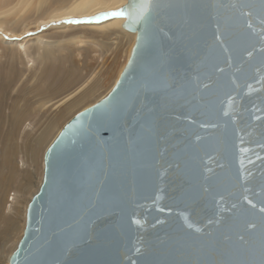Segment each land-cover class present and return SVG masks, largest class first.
<instances>
[{
  "label": "water",
  "instance_id": "obj_1",
  "mask_svg": "<svg viewBox=\"0 0 264 264\" xmlns=\"http://www.w3.org/2000/svg\"><path fill=\"white\" fill-rule=\"evenodd\" d=\"M134 2L130 56L46 148L7 264H264V0Z\"/></svg>",
  "mask_w": 264,
  "mask_h": 264
},
{
  "label": "rangeland",
  "instance_id": "obj_2",
  "mask_svg": "<svg viewBox=\"0 0 264 264\" xmlns=\"http://www.w3.org/2000/svg\"><path fill=\"white\" fill-rule=\"evenodd\" d=\"M53 1L47 0L45 3V0H30L26 9L18 13L16 11L17 15L14 14V9L10 12H6L8 9L0 11V14L6 12L0 15V20L6 21L3 26L7 31L9 30L8 32L0 30V203L3 199V213L0 211V214L17 225H21L22 228L25 224H23L25 207L27 208L31 196L40 185L45 149L71 117L109 92L127 57L125 39L114 30L100 33L83 25L81 27L66 25L65 27L36 28L33 23L37 20L36 16L44 8L48 9L46 12L53 10L54 3H56ZM23 14H25L24 22L20 21ZM14 19L20 24H14ZM26 24H30L29 31L19 36L16 29L20 31ZM10 38L18 45L24 41L26 52L28 47L29 52H34L39 44L54 45L50 48L51 51L49 50L54 62H49L50 59L46 63H42L39 59L33 60L34 62L26 61L20 46L17 49L14 44L12 47L3 44L2 40L9 42L7 39L10 40ZM70 51L72 54L85 55L91 68L84 78L80 80L77 78L76 85L61 88L59 81L63 74L58 73L56 63L67 66V59L62 61L60 56ZM80 55L79 60L82 59ZM81 80L87 81L88 85L98 81L99 88L91 98L67 114L65 106L77 95H73V98H67V96L75 91ZM58 116L63 119L60 118L61 121L59 120L51 135L52 138L48 139L42 151L39 150L37 158L32 159V150L41 131L51 119H56ZM31 184L33 188L29 196L23 190ZM13 193L14 196H12ZM15 197L13 204L10 199ZM9 205L12 206L11 210L7 209ZM6 231L7 224L0 220V264H4V260L13 251L12 243H17L22 235V232H15L16 234L9 232L12 238L11 243L10 241L4 242L2 237L3 232L6 233ZM2 255L4 256L1 257Z\"/></svg>",
  "mask_w": 264,
  "mask_h": 264
},
{
  "label": "bare ground",
  "instance_id": "obj_3",
  "mask_svg": "<svg viewBox=\"0 0 264 264\" xmlns=\"http://www.w3.org/2000/svg\"><path fill=\"white\" fill-rule=\"evenodd\" d=\"M29 1L30 0H0V11L4 10V9H8L6 12H10V11H12V9H14V14L17 15V13L19 11L26 9L25 7L28 6L27 4L29 3ZM54 1H56V3H54L53 10L46 12V10H48V9L44 8V10L36 16L37 20L35 22H33L34 25H36V28H39V27L51 28V27H57V26L58 27H63V26L65 27L66 25H69V27L72 25L75 27H77V26L81 27L83 25L85 27L95 29V30L99 31L100 33H104V32L114 30V31H116L122 35V36L120 35V37H123V39H125V44L127 45V51H126V56H127L126 61H127L128 57L130 56V52H131V49H132L134 41H135V34L128 33L122 29L121 25L124 22L123 17L113 15L114 12H120L121 7L125 4L126 0H54ZM45 3H47V0H45ZM12 5H13V7H12ZM16 11H17V13H16ZM6 12H4V13H6ZM4 13H1L0 15H2ZM24 16H25V14H23L20 17V19H21L20 21L24 22V20H25ZM1 20H0V30L3 29L2 32H8L9 30L7 31V29L3 26L4 23H6V21H4V20L1 21ZM14 24H20V23L18 20L14 19ZM28 26H30V24H26V26H25L26 28L24 27L20 31L16 29V31H18V33H19V36L22 34H25L26 32L29 31ZM10 27H12V25ZM14 30H15V28H14ZM14 36H16V35H14ZM17 36H18V34H17ZM7 40L9 42H5L4 40H2L3 44L6 46H9V47H12L14 44V47L17 49H18V46H20L24 52L23 56L25 57L26 61H28V62H34L33 60H36V59H39V61L41 60L42 63H46L49 59H50L49 62L50 61L54 62V60L52 59V53H49L50 48L54 47V45H52V44H48V43L39 44L38 49H36L34 52H29V47H28V51L26 52V49H24V47H25L24 41L20 42V44L18 45L16 43H13L12 42L13 39H11V38H10V40L9 39H7ZM79 55L80 54H74V53L72 54L71 51L69 53H66L63 55L61 54V56H60V57H62L61 60L64 61L65 59H67L68 65L66 66L64 64L56 63L57 64L56 69H57L58 73L60 75L63 74L62 78H60V81H59V82H61V84H60L61 88L62 87L70 88L73 85H76L78 83L77 82L78 79L80 80L81 78H84V76L86 74H88V72H90L89 70L91 67H90L89 63L86 61V56L81 54L80 56L82 57V59L79 60L78 59ZM48 67H50V66H48ZM123 67L119 70L117 78L119 77ZM51 70H50V72H52ZM48 74H50V73H48ZM89 75H90V73H89ZM89 75H88V77H89ZM52 77H53V74H52ZM117 78L115 79V81L117 80ZM115 81H114V83H115ZM86 82L87 81L81 80V82L78 84L75 91L70 93L67 96V98L68 97L71 98L73 95H75V94L77 95L75 98L72 97L73 99L71 101H69V103L65 106V112L67 114H70L74 109H76V107L80 106L82 103H84L89 98H91V96H93L95 92H97L99 85H100V83L98 81L97 82L95 81L94 83H91L89 85ZM114 83L112 84V86L114 85ZM108 86H110V85H108ZM59 116H61V115H59ZM59 116L56 117V119H51L49 121V123H47L45 129H43L41 131V134L39 135L37 141L35 142L34 149L32 150V159L37 158V153L39 152L40 149H41V151H42V149H44L43 147H45V144L47 143L48 139L51 137V135L55 131V129L59 123L60 118L63 119L62 117H59ZM62 116H64V115H62ZM42 171H43V169H42ZM41 179L39 181L40 183H41ZM32 188H33V184L25 187L23 192H25L26 194H29V193H31ZM12 196H14V193ZM29 196H30V194H29ZM13 200L15 201L16 197L10 199L11 202ZM2 203H3V199H2ZM2 203H0V211L3 213V210H2L3 204ZM7 203H8V201H7ZM12 203L14 204V202H12ZM11 207L12 206L9 205L7 209L11 210ZM25 209H26V207H25ZM24 218H25V216H24ZM0 220L7 224V231H6V233L3 232V237H2L4 242L10 241V243H11L12 238L10 237L9 232L10 233L11 232L12 233H15V232H17V233L22 232L23 233L24 226L22 228L21 225L19 226L14 221H11L10 219L3 217L2 214H0ZM20 221H21V219H20ZM24 223H25V221L23 222V224ZM19 239H20V237H19ZM15 243H12L11 248L12 247L15 248V246L17 244V243L15 244ZM14 248H12V249H14ZM3 256L4 255H2L1 257H3ZM7 261H8V257L4 260V264H7Z\"/></svg>",
  "mask_w": 264,
  "mask_h": 264
},
{
  "label": "snow or ice",
  "instance_id": "obj_4",
  "mask_svg": "<svg viewBox=\"0 0 264 264\" xmlns=\"http://www.w3.org/2000/svg\"><path fill=\"white\" fill-rule=\"evenodd\" d=\"M151 6V0H138V2H134L131 5V11L135 13L138 16H143L147 9ZM113 15L115 16H124L125 12H114ZM130 15V14H129ZM261 211H264V209H261Z\"/></svg>",
  "mask_w": 264,
  "mask_h": 264
}]
</instances>
